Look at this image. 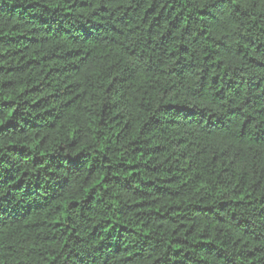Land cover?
<instances>
[{
	"label": "trees",
	"instance_id": "obj_1",
	"mask_svg": "<svg viewBox=\"0 0 264 264\" xmlns=\"http://www.w3.org/2000/svg\"><path fill=\"white\" fill-rule=\"evenodd\" d=\"M0 264H264V0H0Z\"/></svg>",
	"mask_w": 264,
	"mask_h": 264
}]
</instances>
